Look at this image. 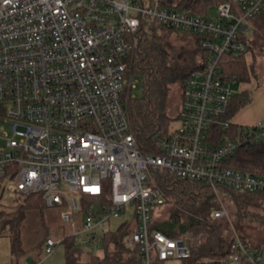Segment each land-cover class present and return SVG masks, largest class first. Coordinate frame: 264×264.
I'll return each mask as SVG.
<instances>
[{"label": "built area", "instance_id": "built-area-1", "mask_svg": "<svg viewBox=\"0 0 264 264\" xmlns=\"http://www.w3.org/2000/svg\"><path fill=\"white\" fill-rule=\"evenodd\" d=\"M217 8L212 18L178 11L168 0H0V121L12 123L11 132L0 130V184L6 189L8 180H17L20 194H41L76 235L108 232L105 225L133 206L138 229L127 243L140 247L142 264L155 257L188 259L190 243L203 244L204 235L172 239L151 229L155 213L169 201L158 178L264 192V178L222 167L243 141L264 140V121L216 150L207 145L208 131L238 84L223 78L222 58L248 53L252 21L264 0H229ZM144 20L196 35L208 54L188 76L180 126L156 141L163 152L157 156L142 154L122 103L136 86L127 61L139 46ZM107 189L111 208L91 207L77 229L82 197L100 198ZM224 216L223 209L211 214ZM56 246L49 238L36 264ZM234 250L232 264H264L242 242Z\"/></svg>", "mask_w": 264, "mask_h": 264}, {"label": "trees", "instance_id": "trees-1", "mask_svg": "<svg viewBox=\"0 0 264 264\" xmlns=\"http://www.w3.org/2000/svg\"><path fill=\"white\" fill-rule=\"evenodd\" d=\"M227 2L229 0H168V5L191 15L210 17L211 7H218ZM252 29V34L247 39V54L223 56L221 61L223 78L235 79L238 84L250 82L253 65H248L246 56L252 53L256 58L257 52L264 54V10L252 21ZM162 33L192 37L191 58L185 66L171 61L172 53L164 43ZM140 36L139 46L127 62L129 73L141 76L143 80V96L134 97L132 90L123 96L122 103L128 116L130 132L135 135L142 154L157 156L162 155L163 152L156 147V141L172 136L177 130L169 131V118L164 113L169 85H181L183 96L188 76L203 66L208 54L203 50L200 38L196 35L175 31L147 20L142 23ZM250 103L251 98L248 92H238L230 98L225 113L208 131L207 145L211 150L220 148L226 142L237 141L240 136L243 137L249 132L247 127L234 124L232 120ZM181 105L182 98L178 106V114ZM164 127L165 131H163ZM222 167L264 178V140L259 143L243 141L234 154L228 155L222 161ZM157 181L165 194L170 193L174 198H169L173 205L167 201L164 206L171 207L168 209V217L164 220L158 219L157 216L164 208L162 207L155 213L151 229L172 239L190 235L198 240L201 236H206L203 244L190 243L191 256L181 260L183 264H232L231 256L235 254L234 245L237 242H242L247 246L248 251L264 259V240L258 242L252 235L241 233L234 228L237 224L241 228L245 225L264 228V192H235L224 187L213 189L206 184L178 180L170 175L158 178ZM1 186L0 184V207L5 192L4 190L3 194L1 193ZM185 195L187 199L183 200ZM21 196L23 203L18 207L16 215L3 221V229L11 226L14 234V237L11 236V242L12 252L15 254L18 252L17 248L25 252L20 247V243L17 245L16 242L19 241L17 236L21 234V224L26 212L28 210L43 212L48 208L41 194L30 193L21 194ZM107 196L108 189L100 198L82 197V208L77 215V229L81 227L91 207L99 209L103 205L111 208ZM222 209L226 211V216L218 219L211 218L213 211ZM1 216L5 217L7 213L0 210ZM132 223L134 225H131ZM137 229L138 222L134 212L132 220L124 222L117 229H110L99 237L93 235L90 242L102 243V253L99 255L94 252H85L76 243L74 236L62 237L59 244L65 247V264H142L143 256L140 247L137 244L131 246L127 243V239ZM49 238V235H46L39 246L34 248L37 249L38 254L31 264H36L43 255ZM85 257L87 260H84ZM153 264H163V262L155 257ZM241 264L251 263L242 261Z\"/></svg>", "mask_w": 264, "mask_h": 264}, {"label": "rangeland", "instance_id": "rangeland-1", "mask_svg": "<svg viewBox=\"0 0 264 264\" xmlns=\"http://www.w3.org/2000/svg\"><path fill=\"white\" fill-rule=\"evenodd\" d=\"M210 17L214 18L218 15V8L211 7L209 10ZM167 33V32H166ZM166 33H162L164 43L168 46V49L172 53V62H178V64L185 66L186 62L190 61L191 51L193 42L191 40V36L184 37L183 35H167ZM264 60V55H263ZM264 65V61H263ZM136 86L132 92L134 97L140 98L143 96V80L141 76H135ZM233 92H240V84L233 86ZM182 98V86L179 84H170L169 90L165 99V110L164 113L167 118H169V131H175L179 126L180 122L176 120L178 115V106L180 104ZM11 122L0 121V130L3 132H11ZM166 128H163L165 131ZM247 130L252 131V126H249ZM5 143L0 140V151L4 150ZM17 180H8V186L5 189L3 200L1 201V211H5L7 216L0 217V226L2 224V228L0 229V234L2 235L3 241H0V252L1 264H31L32 261L36 260L37 249L35 247L39 246V243L43 240L46 235H49L56 243L55 253L48 258L45 264H65V247L62 244H59L60 239L65 236H74L76 243L82 248L85 252H94L96 254L102 253V243L98 241L89 242L92 238V235L80 234L76 235V231L72 226L65 224L62 221L61 214L57 209L47 208L43 212L41 210H28L25 214V219L21 224V234L17 236L19 241H17V245L20 243V247L25 251L24 253L20 248H17L18 252L15 254L9 250L10 238L14 234L12 232L11 226L5 227L3 229V221L13 218L14 214L18 212V207L23 203V198H21V194L17 191ZM168 198H174V196L170 193L167 194ZM187 199L185 195L183 200ZM170 205H173L171 201H169ZM171 208V207H170ZM169 205L164 207L160 214L157 216L158 219L164 220L168 217V209ZM134 213V207H128L124 213L121 214L119 218H112L110 222L105 225L106 229L115 230L121 224L127 221L132 220V214ZM233 220V218H232ZM131 225H134L133 223ZM234 228L241 233L262 237L264 236V228L257 227L255 225H245L237 226L234 225ZM80 229V227H79ZM101 230L96 231V236H101ZM1 237V236H0ZM20 237V238H19ZM206 238V236H205ZM196 240V239H195ZM197 245V244H196ZM200 245V244H199ZM87 260V257L84 258ZM164 264H183L181 260H171Z\"/></svg>", "mask_w": 264, "mask_h": 264}, {"label": "crops", "instance_id": "crops-1", "mask_svg": "<svg viewBox=\"0 0 264 264\" xmlns=\"http://www.w3.org/2000/svg\"><path fill=\"white\" fill-rule=\"evenodd\" d=\"M253 30V29H252ZM263 55L257 52L255 55L250 53L246 56L248 65H253L251 71V80L249 83H240V92H248L250 94L251 103L243 108L232 120L234 124L239 126L255 128L264 121V65ZM264 231V229L262 230ZM2 238V235H0ZM256 241L264 240V236L256 237L253 236ZM0 241H3L0 240ZM9 250L12 252V242L10 238ZM0 252V256H1ZM42 257V256H41ZM40 257V258H41ZM1 258V257H0ZM40 258L37 262L40 261ZM48 258L44 261L46 263ZM168 262V261H167ZM166 262H163V264ZM1 264V262H0Z\"/></svg>", "mask_w": 264, "mask_h": 264}, {"label": "water", "instance_id": "water-1", "mask_svg": "<svg viewBox=\"0 0 264 264\" xmlns=\"http://www.w3.org/2000/svg\"><path fill=\"white\" fill-rule=\"evenodd\" d=\"M4 190H5V184H3V185H2V188H1V193H2V194H3Z\"/></svg>", "mask_w": 264, "mask_h": 264}]
</instances>
